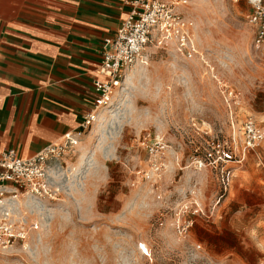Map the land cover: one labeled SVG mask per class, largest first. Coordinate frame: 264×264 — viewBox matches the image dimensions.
Returning a JSON list of instances; mask_svg holds the SVG:
<instances>
[{"label": "rangeland", "instance_id": "obj_1", "mask_svg": "<svg viewBox=\"0 0 264 264\" xmlns=\"http://www.w3.org/2000/svg\"><path fill=\"white\" fill-rule=\"evenodd\" d=\"M168 1L193 22L196 54L175 44L151 51L83 147L51 167L50 197L16 201L10 217L26 239L0 250V264H264V144L243 157L244 121L264 127L254 4ZM155 135L160 171L142 145ZM214 143L231 159L226 192L195 162Z\"/></svg>", "mask_w": 264, "mask_h": 264}, {"label": "crops", "instance_id": "obj_2", "mask_svg": "<svg viewBox=\"0 0 264 264\" xmlns=\"http://www.w3.org/2000/svg\"><path fill=\"white\" fill-rule=\"evenodd\" d=\"M131 1L0 0V155L30 158L69 132L83 147L107 40Z\"/></svg>", "mask_w": 264, "mask_h": 264}, {"label": "built area", "instance_id": "obj_3", "mask_svg": "<svg viewBox=\"0 0 264 264\" xmlns=\"http://www.w3.org/2000/svg\"><path fill=\"white\" fill-rule=\"evenodd\" d=\"M254 11L248 17L249 23L257 30L255 46L264 47V0H251ZM127 18L121 23L114 37L107 40L108 51L103 54L99 74L106 78L96 83L98 97L95 109L82 124L89 129L96 121L99 112L113 101L116 90L122 87L126 72L137 64H147L153 49L175 44L189 57L196 54L193 46V22L180 13L168 0H133ZM77 134L69 132L59 143L46 147L41 153L23 158L14 149L0 155V250L13 246L26 239V229L12 221L7 211L8 201L22 193L37 198L50 197L48 179L50 169L72 153L79 145ZM243 152L257 153L264 144V129L251 117L243 123ZM152 168L160 171L163 167L165 149L160 135L150 140L143 138ZM225 145L214 143L200 161L201 166L211 167L222 189L230 187L233 172L226 166L230 162ZM199 212V211H197ZM191 222L184 225L188 230Z\"/></svg>", "mask_w": 264, "mask_h": 264}, {"label": "bare ground", "instance_id": "obj_4", "mask_svg": "<svg viewBox=\"0 0 264 264\" xmlns=\"http://www.w3.org/2000/svg\"><path fill=\"white\" fill-rule=\"evenodd\" d=\"M148 65V63L147 64H137V65H135L134 67H132L131 69H129L127 72H126V76H125V79H124V82H123V84H122V87L125 85V81H126V84L127 83H129V81H130V78H131V76L135 73V71L137 70V68L139 67V66H147ZM127 78V79H126ZM124 98L125 97H123L121 100H120V103H119V108L121 109L123 106H124ZM116 99V98H115ZM110 108V106H108L107 108H105L104 109V111H106L107 109H109ZM119 109V110H120ZM107 113V112H106ZM112 113L113 112H108V115H112ZM100 125H101V123H100ZM21 199V200H23V201H25V200H27V199H30L31 201L32 200H35L36 198L35 197H33V196H31V195H29V194H24V195H22V196H15V197H12L10 200L12 201V207H8L7 208V211L8 212H10L9 214H13V215H15V211H16V207H17V205H16V201L18 200V199ZM11 206V205H10Z\"/></svg>", "mask_w": 264, "mask_h": 264}]
</instances>
